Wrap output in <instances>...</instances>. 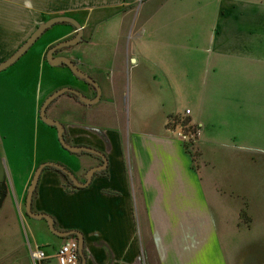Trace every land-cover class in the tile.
Instances as JSON below:
<instances>
[{"label": "crops", "instance_id": "crops-1", "mask_svg": "<svg viewBox=\"0 0 264 264\" xmlns=\"http://www.w3.org/2000/svg\"><path fill=\"white\" fill-rule=\"evenodd\" d=\"M134 2L24 0L23 14L14 13L11 17L15 29L8 30L0 22V63L30 37L36 25L50 17H79L85 30L94 13L113 11ZM141 4L136 20L142 22L135 37L130 36L128 46L136 54L133 65L152 72L156 83L153 106L159 110L157 124L131 129L125 144L119 140L118 124H102H108L106 118L110 116L102 107L114 105L115 72H111L108 81L98 74L104 81L100 102L91 106L78 103L84 110L75 112L72 120L60 122L68 132L70 129L73 139H77V132L89 133L87 140L79 136L81 140L74 142L103 152L108 161L106 174H96L86 188L72 189L61 174L45 169L34 193L32 210L50 215L58 230L80 231L86 264H240L235 249L230 250L229 246L242 227L251 231L250 209L246 204L229 202L227 197L222 199L226 194L214 176L203 174L201 164L194 167L184 144L165 131V120L181 109V100H191L193 91L183 86L172 68L182 64L195 67V59L201 57L209 71L217 75L215 81L221 77L223 84L230 81L233 86L235 108L231 121L243 127L234 133L233 140H244L249 145L254 140L252 146H258L257 141L264 145V0H145ZM133 22L127 21L128 31ZM70 34L62 33L40 47L33 45L18 60L19 67L1 71L0 78L37 80L44 71L48 79L59 75L63 70L51 67L46 53ZM168 51L170 56L165 53ZM181 51L192 54L187 63L184 59L188 56ZM53 81H47L44 97L57 87ZM139 90L132 97L136 101L132 104L136 124L143 115ZM37 109L39 114L40 105ZM191 110L194 120L204 129L200 154L203 159L212 136L200 120L201 112L194 107ZM63 111L58 106L52 118L59 120ZM1 151L7 196L0 209V264H33L28 247L21 240L20 226L26 223L31 229L42 230V225L24 216L21 206L36 168L57 158L43 155L27 163L22 162L19 151L9 156L5 145ZM99 162L98 158L89 162L78 177ZM207 165L211 163L206 162L204 167ZM63 243L60 239L46 248L36 246L50 257L42 264H56L53 255Z\"/></svg>", "mask_w": 264, "mask_h": 264}, {"label": "rangeland", "instance_id": "rangeland-1", "mask_svg": "<svg viewBox=\"0 0 264 264\" xmlns=\"http://www.w3.org/2000/svg\"><path fill=\"white\" fill-rule=\"evenodd\" d=\"M133 1L135 2L129 6H122L113 11L94 13L84 30L82 42L74 47L66 48L64 51V53L72 56L74 63L81 71L96 78H98V74L106 76L107 73L115 72L117 88L114 105L102 107L105 114L110 115L106 118L108 124H105V122L102 124L106 127H116L118 124L121 130L118 133V139L124 141V144L127 142V135H129L131 129H142L146 128L147 125L155 126L157 124L156 120L159 118V110L154 109L153 106V87L156 83L152 81V72L146 67L133 65L136 62V54L135 51L130 52L128 46L130 36L135 37L142 22L136 20V18L140 12L141 3L145 0ZM159 4L160 2H158V6ZM21 7H24V0H0V22L3 24L2 27L8 30L15 29L11 17L14 13L22 15L24 10ZM101 15L105 17L98 19ZM53 17H50V19ZM69 17L81 22L79 17L73 15ZM133 20V26H130V31H128L127 21L131 24ZM38 25L34 28H37ZM63 31L71 32L66 37L67 39L74 37L76 34L71 26L57 24L37 40L36 47L45 45L47 41L65 33ZM66 38L62 41L67 40ZM181 52L188 56L184 59L187 63L192 54ZM165 53L170 56L169 51ZM28 55L23 59L29 57ZM19 61L4 71H13L19 67ZM195 61L198 63L195 67L182 64L179 68H172L176 71V75L179 76L178 78L182 81L183 86H186V89L193 90L190 92L191 100H181L179 104L183 106L176 112L185 107L191 109L194 107L201 112L203 118L200 120L210 130L212 140L204 148L205 156L203 159L199 157L202 152L203 136L201 137V143L196 147H189L190 150L196 148L194 161H198V166L202 165L203 174L214 176V181L226 194V196L223 195V200H225L224 197H227L226 199H230L229 202L243 203L250 209L248 214L252 222L251 231L242 227L240 233L233 236V243L229 246L230 250L235 249L240 264H264V145L262 142L257 141L258 146H252L255 143L254 140L250 141L251 145H249V142L245 143L244 140H233V135L237 133L239 127L243 129L239 124L233 125L231 121L233 119L232 110L235 108L232 98L233 86L230 81L223 84L221 77L219 82L215 81L217 75L209 71L203 58L200 57ZM60 69L63 72L55 77L51 76L49 79L46 76L47 71H44L42 78L40 75L37 80L35 78L25 80V77H21L20 81H14L13 77L9 76L5 79L0 78V153L2 152V146L5 145L9 156H12L14 151L17 153L19 151L22 162L27 163L34 161L36 157L40 159L43 155H46V157L56 156L57 159L51 160L52 163L65 167L80 182H84L81 181L84 180L83 176L78 177V175L87 167L89 162H93L97 157L86 153L71 154L64 150L58 142L56 130L45 125L38 114V106H41L45 99L57 90L65 87L78 88V84L73 80L69 68L62 66ZM47 79L50 82L55 79L53 82L58 85L44 97ZM138 88H140L139 93L142 98L140 102L143 115L140 117L141 121L136 124L137 114L132 107L133 102L136 101L132 97ZM78 105V102L71 95L64 94L48 107L46 115L53 119L54 111L60 106L65 110L63 111L64 114L59 116V120H54L59 122L60 120L61 122L70 121L76 114L75 112L79 114L84 110L83 107ZM173 114L168 115L166 119ZM195 116L197 117L196 113ZM244 129L248 132L247 126ZM203 130L202 128V132ZM75 136L77 139H73L69 129V132L67 131L68 143L77 145L75 142L81 140L79 136L87 140L89 133L77 132ZM206 162H210L211 165L204 167ZM88 170L87 168L84 175ZM65 182L68 187L77 189L72 186L67 178ZM221 203L225 205L224 201ZM21 212L25 216L24 205L21 206ZM32 221L37 225H42V230L31 229L26 226V223L21 224V240L25 248L29 246L34 248L38 245L46 248L51 242H54L55 245L56 241L62 239L49 231L45 221ZM63 240L65 241V239Z\"/></svg>", "mask_w": 264, "mask_h": 264}, {"label": "water", "instance_id": "water-1", "mask_svg": "<svg viewBox=\"0 0 264 264\" xmlns=\"http://www.w3.org/2000/svg\"><path fill=\"white\" fill-rule=\"evenodd\" d=\"M57 24L71 26L72 28H74L76 34L74 35V37L59 42L54 46H52L50 49H48L46 53L47 63L51 67H62V66L68 67L71 73L74 75V77L94 85L98 89V96L95 99H88L85 95H83L76 89L69 87L59 89L53 94H51L49 97H47L45 101L42 103L39 109V118L45 125L52 127L56 130L58 142L64 150H66L71 154H82V153L90 154L92 156L99 158L102 161V164L90 168L84 175V182H80L73 173H71L68 169H66L65 167L59 164L52 162H45L40 164L36 168L32 176V179L30 181L29 187L27 189L25 203H24V212L27 217L33 220H37V221L44 220L48 226L49 231L55 236L65 240L70 238H75L78 242L79 264H86V255L84 253L85 244L82 233L77 230H68V231L58 230L56 228L54 219L50 215L45 213H37L32 210L34 193L38 186L40 176L45 169H54L56 171L61 172L67 178V180L72 184L73 187L77 189H83L90 185L93 177L96 174L103 173L107 168L108 161L106 155L103 152L92 147L77 146L68 143L64 137L66 132L65 126L61 122L51 119L46 115L47 108L50 106V104H52L57 98H59L64 94H72L77 98V100L80 103L88 104V105L95 104L99 100V95H100L99 86L92 77L81 71L78 68L77 64L74 63V61H72L71 59L67 57L54 56V53L57 50L74 47L78 45L80 42H82L83 33H84L82 25L77 20L69 16L53 17L45 21L44 23L39 24L36 30L16 51L6 60L0 63V72L15 64L37 42V40L44 35V33H46L49 29H51L53 26ZM6 196H7L6 172L3 164V159L0 156V209L6 199Z\"/></svg>", "mask_w": 264, "mask_h": 264}, {"label": "built area", "instance_id": "built-area-1", "mask_svg": "<svg viewBox=\"0 0 264 264\" xmlns=\"http://www.w3.org/2000/svg\"><path fill=\"white\" fill-rule=\"evenodd\" d=\"M202 128L201 123L193 120L192 110L188 107L165 120V131L184 144L195 166L198 165V161H194L197 151L196 148L190 150L189 147H196L201 143ZM28 254L33 264H42L50 258L40 247L29 246ZM53 258L56 264H79L77 240L75 238L66 239Z\"/></svg>", "mask_w": 264, "mask_h": 264}, {"label": "flooded vegetation", "instance_id": "flooded-vegetation-1", "mask_svg": "<svg viewBox=\"0 0 264 264\" xmlns=\"http://www.w3.org/2000/svg\"><path fill=\"white\" fill-rule=\"evenodd\" d=\"M54 46V45H53ZM51 48V47H50ZM49 48V49H50ZM65 49L66 48H64V49H61V50H57L55 53H54V56H60V57H67V58H69V59H71L72 61H73V58L70 56V54H67V53H64V51H65ZM48 51V50H47ZM70 70V69H69ZM71 72V71H70ZM85 73V72H84ZM72 74V73H71ZM87 74V73H86ZM89 75V74H88ZM72 76H73V79H74V81L76 82V84H78V88H73V89H76V90H78L80 93H82L83 95H85L88 99H95L97 96H98V89L94 86V85H92V84H90V83H88V82H86V81H84V80H79L78 78H76V77H74V75L72 74ZM90 77H92L95 81H96V83L98 84V86H99V90H100V95H99V100H98V102H96L95 104H97V103H99L100 102V100H101V98H102V96H103V83H104V81L105 80H110L111 79V77H112V74L111 73H107V75L105 76V75H102L103 77H104V81L103 80H101L100 78H96L95 76H93V75H89ZM73 87V86H72ZM70 88V87H69ZM69 95H71L79 104H81V105H83V106H91V105H94V104H83V103H80L78 100H77V98L74 96V95H72V94H69ZM51 105V104H50ZM48 109V108H47ZM64 137H65V140H67V130H66V132H65V135H64ZM99 159V158H98ZM99 164L98 165H100V164H102V161L99 159ZM97 165V166H98ZM95 167V166H94ZM92 168V167H91ZM90 169V168H89ZM83 178H84V176H83ZM82 178V179H83ZM81 181H84V180H81Z\"/></svg>", "mask_w": 264, "mask_h": 264}, {"label": "trees", "instance_id": "trees-1", "mask_svg": "<svg viewBox=\"0 0 264 264\" xmlns=\"http://www.w3.org/2000/svg\"><path fill=\"white\" fill-rule=\"evenodd\" d=\"M67 142H68V140H66ZM194 167H196L195 165H194ZM197 168V167H196ZM52 170H54V169H52ZM54 171H56V170H54ZM56 172H58L59 174H61L64 178H65V176L61 173V172H59V171H56ZM104 175L106 174V172H104L103 173ZM65 180H66V178H65Z\"/></svg>", "mask_w": 264, "mask_h": 264}]
</instances>
